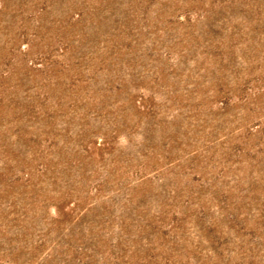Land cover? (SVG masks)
Wrapping results in <instances>:
<instances>
[{"label":"rangeland","instance_id":"1","mask_svg":"<svg viewBox=\"0 0 264 264\" xmlns=\"http://www.w3.org/2000/svg\"><path fill=\"white\" fill-rule=\"evenodd\" d=\"M0 264H264V0H0Z\"/></svg>","mask_w":264,"mask_h":264}]
</instances>
